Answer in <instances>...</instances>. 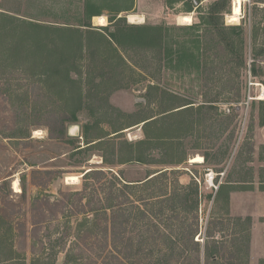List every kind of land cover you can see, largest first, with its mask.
I'll use <instances>...</instances> for the list:
<instances>
[{"label": "rangeland", "instance_id": "1", "mask_svg": "<svg viewBox=\"0 0 264 264\" xmlns=\"http://www.w3.org/2000/svg\"><path fill=\"white\" fill-rule=\"evenodd\" d=\"M213 1L0 0V11L5 8L30 20L45 19L58 24L90 20L94 28L102 30L110 19L121 17L129 24L163 26V41L152 51L119 49L124 60L122 64L116 59L123 68L122 85L109 91L107 104H101L100 111L90 115L86 109L80 110L76 122L68 125L66 139H51L47 127L38 125L31 128L33 139L27 146L4 141L0 172L8 174L12 191L20 194L21 178L27 185L28 199L44 193L55 197L61 188L78 189L84 171L106 169L102 151L112 158L111 146L94 144L89 148L83 131L95 142L98 137L121 132L115 143L126 156L129 148L123 141L135 142L142 137L140 119L158 116L162 108L177 110L192 105L193 109L185 113L148 126L152 139H148L150 144L144 156L152 163H118L112 166L113 170L123 172L127 179H140L151 172L169 169V164L162 160L180 159L171 164L178 169L180 183L186 184L193 178L199 186L200 232L194 239L202 241L207 227L216 244L223 246L220 253L225 254L211 262L201 253L200 264H264V0H242L236 22L227 18L233 0L226 12L219 15L223 25L240 26L245 67H240L236 59L240 49L238 37H231L232 52L214 49L213 42L206 38L208 33L204 29L210 27L208 8ZM129 14L142 15L143 21L130 22ZM183 14L192 17L190 24L179 23L178 16ZM98 16L105 18V24L97 21ZM145 55L152 59L151 65ZM138 66L147 69L140 70ZM150 74L155 78V90L149 87L153 83ZM237 92L240 96L235 98ZM150 96L156 101L148 103ZM205 100H213L212 106L198 107L207 104ZM13 119L10 115L5 121L11 123ZM33 120L42 124L45 121L38 117ZM164 128H168L171 138L165 139ZM197 154L203 161L191 162L189 158ZM31 169L52 171V181L45 188L32 186ZM68 176L77 178L67 181ZM14 179L19 182V191L12 187ZM181 216L190 214L185 212ZM76 222L73 217L71 224L75 226ZM63 254L58 255V264L63 261ZM29 258L30 253L26 252L27 262Z\"/></svg>", "mask_w": 264, "mask_h": 264}, {"label": "trees", "instance_id": "2", "mask_svg": "<svg viewBox=\"0 0 264 264\" xmlns=\"http://www.w3.org/2000/svg\"><path fill=\"white\" fill-rule=\"evenodd\" d=\"M229 4L230 0H214L210 4V27L204 29L208 33L206 38L213 42L214 49L232 52L231 37H238L240 49L236 59L240 67H245L240 26H225L218 20ZM3 9L0 151L6 147L4 141L27 146L33 139L31 128L38 125L47 127L49 138L66 139L68 125L76 122L80 110L86 109L90 115L100 111L101 104H107L109 91L122 85L123 68L118 61L124 64V60L119 49L152 51L163 41V26L159 24H129L120 17L110 19L108 25L98 30L90 20L58 24L26 19L18 12ZM146 56L151 65L152 59L148 55L144 59ZM150 78L153 83L149 87L157 89L152 74ZM238 96L240 93L234 94L235 98ZM155 101L150 96L148 103ZM205 101L207 104L198 107L212 106L213 100ZM193 107H166L158 116L140 119L149 120L142 124L140 139L123 141L129 148L126 156L115 143L121 132L98 137L95 142L83 131L89 148L94 144L111 146L112 158L102 151L106 169L84 171L78 189L61 188L58 196L44 193L28 199L22 178L17 195L11 189L8 174L0 172V264H58L60 253H64L61 264H200L201 253L211 262L224 258V252L220 253L223 246L216 244L207 227L202 241L194 239L200 232L199 186L193 178L186 184L180 183L178 169L171 165L180 159L162 160L169 164V169L151 172L140 179H127L112 167L118 163H152L144 156L152 139L148 126H156ZM10 115L14 119L8 123L5 119ZM34 117L45 121L36 122ZM162 130L165 139L171 138L168 128ZM204 161L207 162V156ZM30 174L35 187L45 188L53 179V172L47 169H31ZM185 212L190 216L182 217ZM73 217L77 219L75 226L71 224ZM26 252L30 253L28 262Z\"/></svg>", "mask_w": 264, "mask_h": 264}, {"label": "bare ground", "instance_id": "3", "mask_svg": "<svg viewBox=\"0 0 264 264\" xmlns=\"http://www.w3.org/2000/svg\"><path fill=\"white\" fill-rule=\"evenodd\" d=\"M241 1L242 0H233L231 13L227 16L229 22L238 21L239 15L241 13ZM128 19L130 22L139 23V22L143 21V16L142 15H136V14H129ZM97 21L100 24H105V18L103 16H98ZM178 21L180 24H190L192 22V17L188 14L179 15ZM189 159L191 162H202L203 161L202 156L199 154L194 155ZM212 174H213V172L210 173V176ZM76 178H77L76 176H68L67 181H73ZM12 187L14 188L15 191L20 190L19 182L17 179L13 180Z\"/></svg>", "mask_w": 264, "mask_h": 264}, {"label": "built area", "instance_id": "4", "mask_svg": "<svg viewBox=\"0 0 264 264\" xmlns=\"http://www.w3.org/2000/svg\"><path fill=\"white\" fill-rule=\"evenodd\" d=\"M262 92H263L262 94L264 95V86H262Z\"/></svg>", "mask_w": 264, "mask_h": 264}, {"label": "water", "instance_id": "5", "mask_svg": "<svg viewBox=\"0 0 264 264\" xmlns=\"http://www.w3.org/2000/svg\"><path fill=\"white\" fill-rule=\"evenodd\" d=\"M148 120H149V119H148ZM148 120L142 121V123H141V124H143L144 122H146V121H148Z\"/></svg>", "mask_w": 264, "mask_h": 264}]
</instances>
